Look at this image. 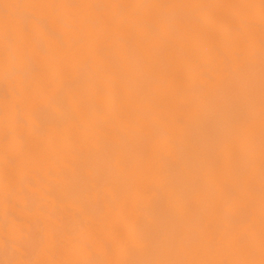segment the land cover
I'll return each mask as SVG.
<instances>
[{
  "label": "bare ground",
  "instance_id": "obj_1",
  "mask_svg": "<svg viewBox=\"0 0 264 264\" xmlns=\"http://www.w3.org/2000/svg\"><path fill=\"white\" fill-rule=\"evenodd\" d=\"M0 264H264V0H0Z\"/></svg>",
  "mask_w": 264,
  "mask_h": 264
}]
</instances>
